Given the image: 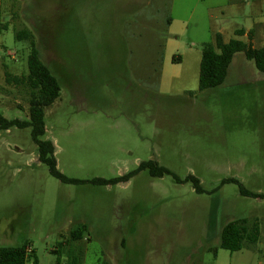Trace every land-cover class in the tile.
Segmentation results:
<instances>
[{"label": "rangeland", "instance_id": "obj_1", "mask_svg": "<svg viewBox=\"0 0 264 264\" xmlns=\"http://www.w3.org/2000/svg\"><path fill=\"white\" fill-rule=\"evenodd\" d=\"M239 30L264 47V0H0V113L28 120L29 97L5 74L27 75L29 41L16 34L29 32L60 86L41 141L63 176L111 180L155 161L205 192L147 172L63 184L38 162L29 128L0 131V247L27 243L26 264H264V200L220 186L264 195V92L233 75L242 54L222 86L198 90L202 46L216 34L248 43ZM237 219L260 236L231 253L220 233Z\"/></svg>", "mask_w": 264, "mask_h": 264}, {"label": "trees", "instance_id": "obj_2", "mask_svg": "<svg viewBox=\"0 0 264 264\" xmlns=\"http://www.w3.org/2000/svg\"><path fill=\"white\" fill-rule=\"evenodd\" d=\"M235 35L242 37L244 30L235 32ZM251 33L247 34L248 43L239 40L224 42L220 34H216L211 43L204 44L201 50L199 64L198 90L204 91L216 89L224 83L227 78L229 67L235 55L242 54L244 58L252 62L255 69L264 74V47L254 48L250 42ZM16 38H25L29 41V55L27 59L28 73L26 76H13L5 74V81L8 85L22 87L29 97L28 120H7L0 113V131L10 129H30L31 139L37 147L38 162L45 165L51 177L68 185L92 186H115L120 183H127L134 176L141 172H147L151 178H162L171 176L177 184L190 183L194 192L201 195L204 192L200 182L194 176H187L180 180L168 169L158 166L155 161L142 162L132 172L111 180L92 179L75 180L63 176L58 170L54 157L55 146L51 141H41L45 135L44 111L60 97V86L49 69L40 60L33 36L29 32H18ZM178 59H173L175 62ZM234 184L238 187L241 197L264 200L263 194H255L246 190L240 182L235 179L223 180L220 186ZM86 228L80 227L69 235V242L77 243L82 239V233ZM260 230L255 220L237 219L228 222L223 226L220 233L219 248L231 253L241 250H251L258 242ZM28 245L24 243L16 247H0V264H26L28 260ZM32 264H38L34 258ZM68 264H78V259L73 258Z\"/></svg>", "mask_w": 264, "mask_h": 264}, {"label": "crops", "instance_id": "obj_3", "mask_svg": "<svg viewBox=\"0 0 264 264\" xmlns=\"http://www.w3.org/2000/svg\"><path fill=\"white\" fill-rule=\"evenodd\" d=\"M245 31V35H244V37H246L247 38V34L248 33H251V40H250V42H251V44H252V46L254 47V48H257L256 46H255V39H256V37H255V33L252 31V30H244ZM221 35V34H220ZM222 36V35H221ZM259 48H261V47H259ZM234 59V58H233ZM232 62H233V60H232ZM247 63H249L245 58H244V56L242 55V61L241 60H238V62L236 63L235 62V66L234 67H236L237 68V66L239 67L240 66V69L239 70H237V69H235V70H233V75L235 74H240V70L242 69V88H244V87H247L248 89H254V91L255 92H264V85H260V84H262V83H264V79H262V78H260L261 76H263L264 74H262V73H259V76H254V79H252L251 81H248L247 79H246V75H247V73L249 72V73H253V72H251L252 70H250L251 68H249V65L250 64H247ZM232 64V63H231ZM242 66V67H241ZM230 67H231V65H230ZM230 67H229V71H228V75H227V78L230 76ZM248 73V74H249ZM256 77H258V78H256ZM226 78V79H227ZM239 83H241V82H239ZM249 85H251V87L249 88L248 86Z\"/></svg>", "mask_w": 264, "mask_h": 264}]
</instances>
